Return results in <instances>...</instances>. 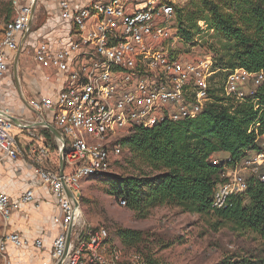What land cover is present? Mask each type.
I'll return each instance as SVG.
<instances>
[{
	"label": "built area",
	"instance_id": "1",
	"mask_svg": "<svg viewBox=\"0 0 264 264\" xmlns=\"http://www.w3.org/2000/svg\"><path fill=\"white\" fill-rule=\"evenodd\" d=\"M191 1L13 0V15L0 41V91L10 78L20 103L41 120L17 116L13 107L0 101V159L28 163L60 206L59 235L52 259L44 264H142L111 243L105 229L79 231L82 185L113 172L125 150L123 139L136 128L196 119L211 102L218 78L222 94L240 103L264 82V71H224L209 57L180 56L177 45L183 40L176 15ZM44 8L48 18L41 24ZM199 26L202 33L208 30L205 22ZM22 55L34 64L37 86L32 95L16 86ZM46 124L62 138L55 137ZM16 128L27 132L26 145L15 134ZM44 130L52 134L57 147L55 168L50 165ZM243 168L264 181V151L250 152L229 173V180L218 185L212 201L215 210L247 190L248 181L240 173ZM66 189L79 202V209ZM35 201L33 189L17 199L0 190V226L7 228L15 213ZM120 206L125 207L126 201L121 200ZM30 244L19 233L5 230L0 237V264H10L8 246L21 249ZM33 245L41 249L43 242L35 240Z\"/></svg>",
	"mask_w": 264,
	"mask_h": 264
},
{
	"label": "trees",
	"instance_id": "2",
	"mask_svg": "<svg viewBox=\"0 0 264 264\" xmlns=\"http://www.w3.org/2000/svg\"><path fill=\"white\" fill-rule=\"evenodd\" d=\"M199 22H205L218 40L219 47L212 46L216 68L264 71V0L191 1L176 15L183 42H195L201 34ZM221 94L211 90V102L194 120L136 128L123 139L131 163L139 162L138 173L98 177L107 182L108 194L126 201L140 217L156 207L180 208L264 237V181L249 177L245 193L231 197L221 210L212 207L218 185L229 180L227 172L250 152L264 151L258 143L264 136V82L242 103ZM43 133L53 138L48 130ZM117 235L127 250L140 254L142 264H170L151 253L153 246H169L155 235L124 228H118ZM216 264H264V257H231Z\"/></svg>",
	"mask_w": 264,
	"mask_h": 264
},
{
	"label": "rangeland",
	"instance_id": "3",
	"mask_svg": "<svg viewBox=\"0 0 264 264\" xmlns=\"http://www.w3.org/2000/svg\"><path fill=\"white\" fill-rule=\"evenodd\" d=\"M12 2L13 0H0V41L5 24L13 15L12 13L11 17H8L9 11L12 9ZM40 11L42 12V9ZM213 45L219 47L218 40L212 30H207L197 35L195 42L188 44L182 41L177 47L183 58L195 60L209 57L215 60L217 54L212 49ZM20 61L21 68L18 71V78H16V86L22 92H28L29 85L35 79L34 64L28 58L24 60V55L21 56ZM225 75L224 73L220 77L224 78ZM10 77L14 80V68H12ZM216 85L215 89L221 94L219 78ZM11 88V93L8 92L6 95L7 101L17 115L23 104L17 100L18 91L14 90L13 86ZM19 131L20 129L15 130V134ZM48 143L51 159L53 158L50 165L57 167V147L52 138H48ZM258 143L264 147V137L260 138ZM138 163L137 160L131 163L128 149L125 148L121 159L114 165L113 172L107 174V177L137 174L136 165ZM240 173L246 179L251 177L250 172L244 168ZM81 197L82 218L78 225L79 231L87 233L105 229L111 243L118 244L125 249L127 258L134 259L135 257L141 260L140 254L124 247L117 235L118 228L143 231L164 241L169 245L168 248L153 246L151 253L159 261L170 264H216L231 257L239 258L249 255L264 257V237L258 234L238 231L232 224H218L215 218L183 212L180 208L167 206L153 208L149 215L140 217L127 205L120 206L119 199L108 194L107 182L99 178L82 185Z\"/></svg>",
	"mask_w": 264,
	"mask_h": 264
},
{
	"label": "crops",
	"instance_id": "4",
	"mask_svg": "<svg viewBox=\"0 0 264 264\" xmlns=\"http://www.w3.org/2000/svg\"><path fill=\"white\" fill-rule=\"evenodd\" d=\"M44 14L45 8L42 9V12L40 11L41 17L39 16V21L41 24L46 22L48 18V15ZM9 79L5 80V85H3L0 91V101L6 104H9L6 95L8 92L11 93V87L13 86L10 81L6 82ZM36 86L33 80L29 85L30 89L28 91L31 95L32 89H35ZM17 100L19 101L18 95ZM17 116L32 122L41 120L37 113L33 112L24 104L18 110ZM16 134L20 135L23 145H26L24 136L27 135V132L20 130ZM28 189L35 191V203L39 204V208L35 207V203L24 207L12 216L7 228L0 226V237L7 230L8 232L19 233L22 238L31 243L30 246L21 249L14 248L11 245L8 246L7 255L10 264H44L52 259L53 243L58 237L60 229L56 218H60L61 209L53 193L43 185L33 167L22 160L2 161L0 159V190L7 193L11 198L17 199ZM35 240H41L43 242L41 249L33 245Z\"/></svg>",
	"mask_w": 264,
	"mask_h": 264
},
{
	"label": "water",
	"instance_id": "5",
	"mask_svg": "<svg viewBox=\"0 0 264 264\" xmlns=\"http://www.w3.org/2000/svg\"><path fill=\"white\" fill-rule=\"evenodd\" d=\"M16 66H17V59H16V62H15V70H16ZM14 122L16 123L17 120L14 119ZM46 126H47V128L49 129V131H50L55 137L60 138V139L62 138L60 132H59L55 127H53L52 125H49V124H46ZM61 160H62V159H61ZM63 166H64V165H63V163H62V164H61V169H63ZM66 191H67L69 197L73 198L76 208L79 209V208H80V204H79V202L73 197L72 193H71L68 189H66ZM70 239H71V231H70L69 234H68V243L70 242Z\"/></svg>",
	"mask_w": 264,
	"mask_h": 264
}]
</instances>
